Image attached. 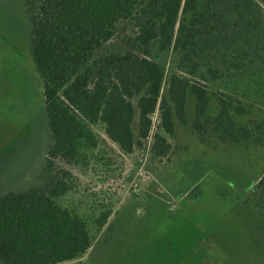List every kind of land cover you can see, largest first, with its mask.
Wrapping results in <instances>:
<instances>
[{"label": "trees", "instance_id": "obj_1", "mask_svg": "<svg viewBox=\"0 0 264 264\" xmlns=\"http://www.w3.org/2000/svg\"><path fill=\"white\" fill-rule=\"evenodd\" d=\"M25 6L49 139L31 184L0 195V264H66L90 250L95 234L59 203L74 187L72 172L57 165L77 159L81 142L92 138L90 125L102 123L125 154L148 139L157 111L169 136L177 118L201 141L211 131L226 143L264 147V117L241 122L259 116L254 112L264 104V0H25ZM123 20L135 21L144 56L109 52L96 59ZM152 46L172 49L177 61L180 74L171 76L168 96L162 95L165 69L149 58ZM209 85L218 87L215 116ZM189 96L195 100L190 123ZM170 151L155 134V156ZM253 194L264 203V176ZM110 216L96 219V233Z\"/></svg>", "mask_w": 264, "mask_h": 264}, {"label": "rangeland", "instance_id": "obj_2", "mask_svg": "<svg viewBox=\"0 0 264 264\" xmlns=\"http://www.w3.org/2000/svg\"><path fill=\"white\" fill-rule=\"evenodd\" d=\"M136 33L135 21H120L95 58L129 51L144 56ZM29 45L25 0H0V195L31 184L49 139L42 81ZM151 52L149 58L165 69L162 95L168 96L171 76L180 74L175 55L157 46ZM217 90L209 85L212 116ZM194 106L189 96V123ZM263 112L260 104L254 112L259 116L241 122L252 125ZM137 123L138 113V141ZM90 129L92 138L81 142L75 161L57 160L72 172L74 187L59 203L95 234L90 250L66 264H264V203L253 194L264 176V147L226 143L211 131L201 141L177 118L169 136L159 111L148 139L132 154L107 137L102 123ZM155 134L171 144L167 158L152 152ZM106 212L111 216L96 233L95 221Z\"/></svg>", "mask_w": 264, "mask_h": 264}]
</instances>
